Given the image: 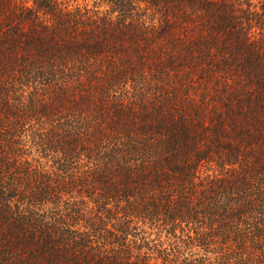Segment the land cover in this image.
I'll return each instance as SVG.
<instances>
[{
  "label": "trees",
  "instance_id": "obj_1",
  "mask_svg": "<svg viewBox=\"0 0 264 264\" xmlns=\"http://www.w3.org/2000/svg\"><path fill=\"white\" fill-rule=\"evenodd\" d=\"M0 264H264V0H0Z\"/></svg>",
  "mask_w": 264,
  "mask_h": 264
}]
</instances>
